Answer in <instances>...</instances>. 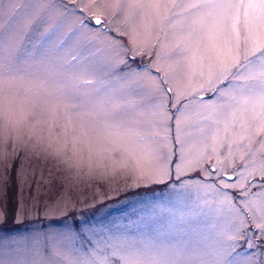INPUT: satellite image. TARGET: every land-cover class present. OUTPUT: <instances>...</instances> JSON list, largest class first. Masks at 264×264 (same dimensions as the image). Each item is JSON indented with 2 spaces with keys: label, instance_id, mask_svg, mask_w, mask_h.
I'll return each instance as SVG.
<instances>
[{
  "label": "rangeland",
  "instance_id": "374dc122",
  "mask_svg": "<svg viewBox=\"0 0 264 264\" xmlns=\"http://www.w3.org/2000/svg\"><path fill=\"white\" fill-rule=\"evenodd\" d=\"M24 2L3 0V22ZM67 3L51 0L55 7L23 41L28 55L19 70H7L11 42L0 45V72L5 77L0 87L15 94L16 101L15 111L0 120V217H6L0 224L2 264L99 261L112 245L144 264H264V247L248 248L246 243L249 237L254 244L264 242V236H258L251 224V231L243 230L247 235L236 230L240 219H250L248 202L264 200V189L258 186L264 172V133L250 129L249 138L242 139L240 114L219 93L200 92L182 100L187 107L179 113V126L175 119L149 115L150 106L135 107L143 93L123 79L126 71L113 70L115 53L97 54L99 41L78 47L76 41L83 42L82 37H72L59 52L46 45L41 55L70 60L80 52L85 58L91 54L85 67L91 66L92 74L85 78L94 84L53 94L54 84L35 67L31 53L49 26L57 35L72 27L71 17L58 15ZM125 16L122 12L111 28L135 29L138 41L148 39L151 52L160 53L162 65L170 70L173 86L191 92L203 83L198 76L190 79L186 70L173 71L175 57H164L178 43L177 29L141 15L126 23ZM17 24L22 27L23 18ZM123 42L130 43L127 37ZM144 59L147 63L155 57L146 54ZM93 89L101 92L97 99L117 95L121 103L128 102L133 119L126 135L100 122L88 103ZM168 107L173 116L170 102ZM27 113L36 118L29 117L23 138L18 139L21 133L15 130L9 138L10 122L15 124ZM246 115L248 124H258L252 113ZM154 132L159 135H150ZM141 136L146 142L139 140ZM149 147L157 150L168 169L162 179L149 178L150 158L143 154ZM196 160L201 166L176 170V164ZM221 181L243 182L245 187L225 189ZM234 193H239L235 200ZM82 223L93 225V230L70 238V230ZM46 243L48 252L38 254Z\"/></svg>",
  "mask_w": 264,
  "mask_h": 264
},
{
  "label": "snow or ice",
  "instance_id": "6c2138e0",
  "mask_svg": "<svg viewBox=\"0 0 264 264\" xmlns=\"http://www.w3.org/2000/svg\"><path fill=\"white\" fill-rule=\"evenodd\" d=\"M52 7L55 5L51 4V0H38L35 5L34 0H25L23 4H17L12 9L5 23L2 20L3 0H0V45L8 40L12 48L8 71L19 70V66L25 62L28 53L23 41L28 38L31 31L39 27L40 21ZM122 12L126 13V23L141 15L158 21L162 26L167 24L169 28L177 29L174 34L178 43L170 50V55L165 53L164 57L165 59L175 57L172 60V64L175 65L173 71L186 70L190 79L198 76L203 83L198 88H193L191 92L181 90L178 84L173 86L170 70L162 65L160 53L151 52L148 39L138 41L135 29L125 31L111 28L113 20ZM58 15L71 17L72 27L68 32L57 35V30L49 26L40 35V46L31 53L35 67L44 75L45 80H51L54 84L53 94L64 95L66 90H74L80 86L91 88L94 84L93 80L85 78L92 74L89 70L91 66L85 67L91 54L85 58L83 52H80L72 55L70 60L59 56L53 58L47 53L41 55L46 45L59 52L72 37H82L83 42L76 41L78 47H84L85 44L92 47L99 41V46L96 47L97 54L115 53L116 63L112 64L113 70L126 71L127 75L123 79L129 85L136 86L139 93H143L135 107L150 106L149 115H162L164 120L175 119L179 126L181 120L179 113L187 107L182 100L200 92L219 93L220 97H227L231 104L236 106L235 112L240 114L242 139L249 138L250 129L257 135L264 133V0H68ZM18 18H23L22 27L17 24ZM21 31L24 33L23 36H20ZM101 37L103 39H100ZM124 37L130 41L129 44L123 42ZM146 54L154 56L155 59L146 63L144 59ZM4 79L3 73L0 72V81ZM93 93L94 95L89 96L88 103L95 107L100 122L108 128L118 130L121 136L126 135V130L133 119V110L129 108L128 102L121 103V97L117 95H105L104 98L97 99L101 95L100 90L93 89ZM169 102L175 109L173 116L168 115ZM15 107V94L0 87V120L5 118L6 113L14 112ZM248 113H252L253 121H258V124L247 123ZM30 116L32 119L36 118L34 113H27L15 124L10 122L9 138L13 135V130L21 133L18 139L23 138V128L30 126ZM31 127L35 128L34 125ZM2 134L3 127L0 126V135ZM150 135L156 136L159 133L154 132ZM29 139L31 140V137ZM139 140L146 142L143 136L139 137ZM143 154L150 158L147 165L149 178L155 176L162 179L168 175V169L160 163L161 157L156 149L149 147L143 150ZM198 166H201L199 160L182 162L176 164V170L180 172ZM231 179L232 177H228V180ZM258 186L264 189V172L261 173ZM221 187L243 189L245 184L243 182L228 184L221 181ZM35 195L38 198L41 193L37 191ZM238 195L239 193H234L232 199H237ZM248 204L247 215L250 219H240L236 230L242 235H247L243 230L251 231L249 228L251 224L258 236H264V200L259 202L251 200ZM5 220L6 217H0V224ZM93 228V225L82 223L80 228L70 230V238H78L84 235L85 230L92 231ZM246 243L248 248L264 247V242L254 244L250 237ZM47 252V243L44 248L38 250V254ZM81 264H144V262L112 245L109 254L99 261H83Z\"/></svg>",
  "mask_w": 264,
  "mask_h": 264
}]
</instances>
